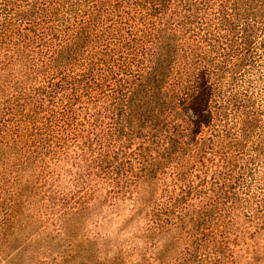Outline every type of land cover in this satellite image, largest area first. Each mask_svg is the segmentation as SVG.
Listing matches in <instances>:
<instances>
[{
    "label": "trees",
    "instance_id": "1",
    "mask_svg": "<svg viewBox=\"0 0 264 264\" xmlns=\"http://www.w3.org/2000/svg\"><path fill=\"white\" fill-rule=\"evenodd\" d=\"M52 177L64 250L38 264H95L78 210L139 185L163 241L146 264H264V0H0L4 261Z\"/></svg>",
    "mask_w": 264,
    "mask_h": 264
},
{
    "label": "clouds",
    "instance_id": "2",
    "mask_svg": "<svg viewBox=\"0 0 264 264\" xmlns=\"http://www.w3.org/2000/svg\"><path fill=\"white\" fill-rule=\"evenodd\" d=\"M56 171L55 190L75 192L78 169L62 163ZM146 195L144 185L113 198L101 191L78 210L80 239L93 247L95 264H146L160 250L163 241L150 238L155 225L144 206Z\"/></svg>",
    "mask_w": 264,
    "mask_h": 264
},
{
    "label": "rangeland",
    "instance_id": "3",
    "mask_svg": "<svg viewBox=\"0 0 264 264\" xmlns=\"http://www.w3.org/2000/svg\"><path fill=\"white\" fill-rule=\"evenodd\" d=\"M70 198L71 195L63 202V198H61L60 195L53 197V177L48 180L42 188L40 187L37 192V197L35 198L37 200L36 205L33 208L27 207L25 210L27 213L29 209H31L32 214L36 216L35 220H39L32 225H28L23 233V236L26 235L27 238H31L34 243H30L29 247L24 246L23 249L25 252H22L20 258L16 257L13 263L5 257L6 261L0 257V264H38V262L41 259H45V257H48V261L52 263L53 255L59 254L64 250V246L53 247V238L54 244H56V238L59 234V223L53 220V218H56V214H62V212L70 208L68 206L71 202ZM53 200L57 203L54 206ZM42 204H44V207L41 208ZM53 208L57 210L53 211ZM22 244L20 241H16L12 244L13 249L10 251L15 254V248L19 246L21 249ZM51 250H53V252H51ZM7 251H9V248ZM36 253L40 255H36ZM72 254L77 255V251L75 250ZM72 264H86V261L82 257L75 256L72 259Z\"/></svg>",
    "mask_w": 264,
    "mask_h": 264
}]
</instances>
